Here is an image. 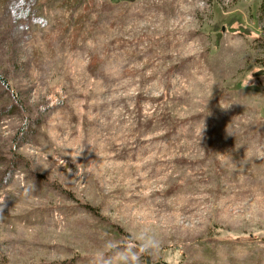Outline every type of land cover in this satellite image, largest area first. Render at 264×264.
Returning a JSON list of instances; mask_svg holds the SVG:
<instances>
[{
  "label": "rangeland",
  "instance_id": "1",
  "mask_svg": "<svg viewBox=\"0 0 264 264\" xmlns=\"http://www.w3.org/2000/svg\"><path fill=\"white\" fill-rule=\"evenodd\" d=\"M0 76V264H264L262 0H0Z\"/></svg>",
  "mask_w": 264,
  "mask_h": 264
},
{
  "label": "trees",
  "instance_id": "2",
  "mask_svg": "<svg viewBox=\"0 0 264 264\" xmlns=\"http://www.w3.org/2000/svg\"><path fill=\"white\" fill-rule=\"evenodd\" d=\"M262 2L264 3V0H262ZM0 85L2 87H5V88L9 87L8 83L6 82V80H4V78H2L1 76H0Z\"/></svg>",
  "mask_w": 264,
  "mask_h": 264
},
{
  "label": "clouds",
  "instance_id": "3",
  "mask_svg": "<svg viewBox=\"0 0 264 264\" xmlns=\"http://www.w3.org/2000/svg\"><path fill=\"white\" fill-rule=\"evenodd\" d=\"M142 247H145V246H142ZM145 251H147V248L145 247ZM133 260H135V261H137L138 262V260H139V257H136V256H134L133 257Z\"/></svg>",
  "mask_w": 264,
  "mask_h": 264
}]
</instances>
